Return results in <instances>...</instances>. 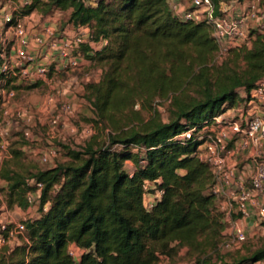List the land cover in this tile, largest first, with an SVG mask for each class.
<instances>
[{
	"label": "trees",
	"instance_id": "1",
	"mask_svg": "<svg viewBox=\"0 0 264 264\" xmlns=\"http://www.w3.org/2000/svg\"><path fill=\"white\" fill-rule=\"evenodd\" d=\"M168 1L30 0L14 13L44 20L68 12L61 29H89L90 44L80 53L101 75L82 90L97 132L78 150L51 143L63 160L41 169L23 161L26 147L40 141L36 134L32 142L20 133L9 143L0 161L4 202L23 211L35 204L37 216L22 222L18 244L0 246V264H158L182 249L195 264L224 259L227 216L211 193L213 173L197 156V137H176L247 103L240 94L264 80V32L252 30L248 46L230 49L216 64L210 27L181 21ZM161 102L168 103L165 122ZM146 185L154 195L150 208ZM10 227L0 229L4 240ZM241 247L226 264L264 262V243Z\"/></svg>",
	"mask_w": 264,
	"mask_h": 264
},
{
	"label": "built area",
	"instance_id": "2",
	"mask_svg": "<svg viewBox=\"0 0 264 264\" xmlns=\"http://www.w3.org/2000/svg\"><path fill=\"white\" fill-rule=\"evenodd\" d=\"M96 1L82 0L86 5H93ZM168 5L171 13L181 21L207 24L221 57H225L232 48L248 46L250 29L264 32V10L259 9L257 0H249L243 14H237L234 5L227 0H169ZM40 19L34 14L24 17L10 13L3 15L5 33L12 34L14 40L8 54L0 56V76L5 77L0 79V112L3 116L0 123V160L7 157L11 128L17 122L22 124L20 133L27 141L36 140L33 117L25 109L5 107L4 101L12 100L16 93L14 87H2L5 81H10L11 86H31L46 82L51 71L74 70L89 64L80 53L82 45L90 44L87 27L58 31L51 19L47 22ZM104 44L105 41L100 43L101 46ZM246 96L247 103L239 109H227L212 118L213 124L197 132L195 129L184 131L176 137L187 140L197 137L200 142L197 156L209 164L215 181L211 193L218 197V207L230 222L233 239L222 243V248L227 251L246 239L244 229L231 222L233 216L248 219L255 213L259 220H264V80ZM70 109L68 103H62L56 114L48 119L47 140L50 141V135L64 122ZM25 150L29 151V146ZM243 155L251 164L247 179L243 178L238 167L237 158ZM56 157L57 150L48 142L40 152V162L50 164ZM37 188L38 193L41 184ZM32 198L28 196L31 203ZM151 205L152 202H146L147 208ZM1 225L2 231L7 230L8 226ZM10 228L9 237L22 233L24 225L18 223ZM69 253L76 257L80 251L73 248Z\"/></svg>",
	"mask_w": 264,
	"mask_h": 264
},
{
	"label": "rangeland",
	"instance_id": "3",
	"mask_svg": "<svg viewBox=\"0 0 264 264\" xmlns=\"http://www.w3.org/2000/svg\"><path fill=\"white\" fill-rule=\"evenodd\" d=\"M25 0H0V11L2 7L5 6L6 11L10 14L15 12H20L26 3ZM29 1V0H28ZM236 0H227V3L234 5L233 2ZM259 9L264 10V0H257ZM4 5V6H3ZM35 17L38 14L33 13ZM68 12H55L54 15L50 18L55 20L56 30L62 31L60 26L64 25L67 21ZM42 22L43 20L40 19ZM1 26V25H0ZM6 30V29H5ZM5 30H2L0 34V56L7 55L10 47L11 41L14 40V37L10 33H5ZM1 31V27H0ZM252 29L249 30L251 32ZM81 52V51H80ZM224 57L217 55V63H220ZM51 75L48 77L46 82L37 83L34 85H22L15 86V96L12 100H5L4 105L6 108L13 110L16 108L25 109L34 119L35 134L38 136V143L35 144L30 151H27L25 154L24 162H32L41 169H45L54 165L55 161H52L51 164H42L40 162V152L44 150L48 142L52 143L56 148H59V145H65L71 149L78 150L84 142L92 135H95L97 128L94 125L93 121L94 115L92 109L88 102L82 97V90L85 84L89 82H96L100 75L101 69L97 67H92L87 65H81L79 68L74 70H64L60 72L51 71ZM12 87V86H11ZM17 87V88H16ZM13 88V87H12ZM51 100V101H50ZM2 102V101H1ZM68 103L70 106L69 114L64 118L57 129H55L51 136L50 141L46 138L47 133V121L48 119L55 115L59 110V107L62 103ZM158 106V105H157ZM160 113L161 119L165 122L168 117V103L161 102L160 106L157 107ZM136 110L139 109V106L135 107ZM147 115L145 114V117ZM3 121V116L0 112V123ZM16 121L13 120V123ZM17 125H13L11 128L10 142H14L20 136V131L22 129V124L17 122ZM1 127V126H0ZM90 130L91 132H89ZM107 131L105 130L102 133V136H105ZM48 141V142H47ZM54 160L62 161L63 158L57 153V157ZM1 161V160H0ZM130 167L127 166L128 170ZM5 183L0 181V224L1 226H14V224L22 223L27 219H32L37 216V206L34 204L26 211H23L17 207L12 209L6 207L4 202L3 188ZM148 189V194L145 196V202H152L154 195L151 194L150 185H146ZM242 227V226H241ZM242 229H244L242 227ZM246 230V229H244ZM248 238L245 239L241 244H236L233 246V249L229 251L222 248V243L219 246V256H222L224 259L216 262V264H226L230 262V257L228 254L233 253L234 247H241L244 244L251 245L253 248L258 247L264 243V220H259L256 222V226L248 230ZM20 234L16 233L13 236L4 240L0 238V246L8 243L10 246H14L20 242ZM231 230L228 231V234L225 236L224 240H232ZM223 240V241H224ZM242 248V247H241ZM186 250L182 249L181 253L178 254L174 260L168 263L166 260L161 258L158 264H195L194 259L189 258L185 255ZM216 258L212 259V262H215ZM264 264V263H263Z\"/></svg>",
	"mask_w": 264,
	"mask_h": 264
},
{
	"label": "crops",
	"instance_id": "4",
	"mask_svg": "<svg viewBox=\"0 0 264 264\" xmlns=\"http://www.w3.org/2000/svg\"><path fill=\"white\" fill-rule=\"evenodd\" d=\"M24 3H26V4L30 3V0L29 1L25 0ZM248 4H249V0H242V1L236 0L234 2V10L236 11L237 14H243L246 11ZM7 13H9V12L6 11L5 6L2 7V10L0 11V25H1L0 26L1 27L0 34L2 33V30H5L4 24H3V15L7 14ZM44 21L47 22V21H49V19H44ZM51 21L55 22V20H51ZM240 95L243 97L245 95V93L242 92ZM233 109H235V108H233ZM237 159H238L237 161L239 164L238 167L240 170V174L243 176V178L247 179L250 175V172H251L250 160H248L246 155L245 156L243 155L242 157L237 158ZM263 199H264V195H263ZM232 221H233V223H236L237 225H240L244 229H246L244 231L246 233V238H248V234H249L248 230L255 227L256 222L259 221V219L255 215V213H253L251 215V217L248 219H239V217L233 216L231 218V222ZM225 222H226L225 234L227 235L228 231L230 230V222L227 218L225 219ZM263 263L264 262H260V263H256V264H263Z\"/></svg>",
	"mask_w": 264,
	"mask_h": 264
}]
</instances>
